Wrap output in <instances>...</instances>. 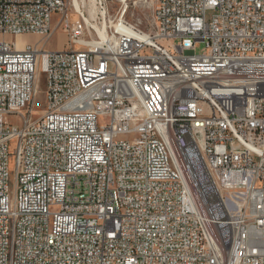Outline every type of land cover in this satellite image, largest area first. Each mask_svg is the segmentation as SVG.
<instances>
[{
	"label": "built area",
	"instance_id": "2783aa9c",
	"mask_svg": "<svg viewBox=\"0 0 264 264\" xmlns=\"http://www.w3.org/2000/svg\"><path fill=\"white\" fill-rule=\"evenodd\" d=\"M90 1L0 0V264H264V0Z\"/></svg>",
	"mask_w": 264,
	"mask_h": 264
},
{
	"label": "rangeland",
	"instance_id": "374dc122",
	"mask_svg": "<svg viewBox=\"0 0 264 264\" xmlns=\"http://www.w3.org/2000/svg\"><path fill=\"white\" fill-rule=\"evenodd\" d=\"M80 2V0H78ZM86 3H91L90 0H85ZM113 12H116V7L112 8ZM134 13L135 15H140L142 13V8L141 7H137L134 9ZM212 11L209 10L208 11V17L211 16ZM128 18H133V15L129 12V14L127 15ZM39 37L33 34H23L20 35L18 37L14 36L13 34H0V41L1 40H5L8 42H13L14 40L18 41L20 43L21 46H24L26 43H35L39 41ZM25 42V43H24ZM66 42H67V37L66 34L60 30L56 31V33L53 34L52 39L47 43V48L49 49H54V50H61L64 49L66 47ZM204 47V43H202L198 48L197 51L200 52ZM42 94H40L39 99L41 100L42 98ZM39 110L37 112V115L42 113V111ZM11 121H17L16 116H12L11 117ZM10 166L11 168L13 167V160L10 161Z\"/></svg>",
	"mask_w": 264,
	"mask_h": 264
},
{
	"label": "bare ground",
	"instance_id": "6f19581e",
	"mask_svg": "<svg viewBox=\"0 0 264 264\" xmlns=\"http://www.w3.org/2000/svg\"><path fill=\"white\" fill-rule=\"evenodd\" d=\"M18 37V36H17ZM19 48L23 47L18 41H16ZM25 43V42H24ZM60 242V233H52L51 237H47V244H55Z\"/></svg>",
	"mask_w": 264,
	"mask_h": 264
}]
</instances>
